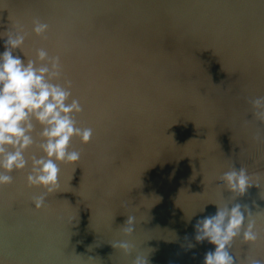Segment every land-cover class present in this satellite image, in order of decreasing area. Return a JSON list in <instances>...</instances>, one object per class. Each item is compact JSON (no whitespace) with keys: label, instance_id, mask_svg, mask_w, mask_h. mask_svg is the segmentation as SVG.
Returning <instances> with one entry per match:
<instances>
[{"label":"water","instance_id":"obj_1","mask_svg":"<svg viewBox=\"0 0 264 264\" xmlns=\"http://www.w3.org/2000/svg\"><path fill=\"white\" fill-rule=\"evenodd\" d=\"M19 26L28 59L61 56L94 135L73 139L81 159L60 164L44 207L27 169L0 187V264H204L215 245L195 226L225 203L247 205L261 235L233 242L235 264H264V123L250 104L264 95V0H0V53ZM232 166L252 184L235 200L220 179ZM124 239L132 256L112 246Z\"/></svg>","mask_w":264,"mask_h":264},{"label":"clouds","instance_id":"obj_2","mask_svg":"<svg viewBox=\"0 0 264 264\" xmlns=\"http://www.w3.org/2000/svg\"><path fill=\"white\" fill-rule=\"evenodd\" d=\"M32 32L44 39L50 26L36 18ZM28 33L19 26L6 35L5 50L0 53V187L13 183V171H27L29 187H43L45 194L33 198L36 209L45 206L46 194L58 191L60 164H77L81 152L69 150L74 138L82 144L91 142L94 129L78 126L77 117L84 111L81 100L73 96V82L64 75L60 55H50L46 48H39L35 59H28L23 52ZM4 37V36H0ZM19 49L26 60L13 55ZM253 118L264 123V95L250 100ZM40 126L39 143L34 138L36 125ZM36 147L42 155L26 156ZM220 179L233 194L232 200L242 197L252 186L247 169L233 166ZM243 208V210H242ZM247 213V216H245ZM247 224L245 226V221ZM197 242L207 240L215 245L204 264H235L229 254L233 242L242 237L244 243L261 239L253 213L247 205L239 203L229 208L217 205L215 215L199 220L195 226ZM126 237L135 231V217L129 215L122 227ZM125 256H132L135 246L127 239L112 244ZM131 264H149L145 255L136 253ZM251 264H260L252 260Z\"/></svg>","mask_w":264,"mask_h":264}]
</instances>
